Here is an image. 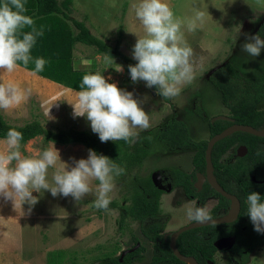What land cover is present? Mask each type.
<instances>
[{
  "label": "rangeland",
  "instance_id": "obj_1",
  "mask_svg": "<svg viewBox=\"0 0 264 264\" xmlns=\"http://www.w3.org/2000/svg\"><path fill=\"white\" fill-rule=\"evenodd\" d=\"M71 1V18L84 21L93 35L110 45L120 34V51L132 59V45L137 37L144 34L133 12V5L138 0ZM165 2L173 14L182 20L193 15V6L205 13L203 23L198 22L193 31L189 32L183 23L180 27L183 41L192 49L190 61L194 75L190 83L180 85L179 95L164 100L151 88H146L143 81L133 83L118 61L108 58L106 61V56L98 55L94 49L80 44V49L71 51V66H76L80 77L70 80L69 85L33 74L31 70L18 64L12 72L0 69V85L13 83L21 90L30 91V95L19 105L0 109L4 121L21 126L36 119L47 129L74 128L93 133L83 117H73L69 103L75 100L81 77L86 73L100 72L108 82L131 91L134 98L141 102L140 106L149 119V127L134 129L137 134L155 127L163 128L168 118L175 115L185 123L189 136L194 141L207 140L208 120L215 113L225 112L219 103V93L208 81L211 71L225 64L235 66L245 77L264 71L263 49L259 56L252 58L247 57L239 47L245 33L249 36L256 34L261 27L264 20V0ZM119 67L121 70L116 71ZM196 110L199 111L198 115ZM20 145L21 155L28 157H36L43 149H51L53 146L61 161L69 165L75 159L87 157V151L81 145L44 143L41 137ZM3 149V144H0V152ZM163 150L146 159L137 169V175L149 174L152 179H157L159 167L165 163L188 169L190 154L165 160ZM14 163L13 161L12 165ZM53 170L49 168L46 174L49 183ZM135 177L133 173L122 179L114 178L111 202L118 205L125 203L126 188L136 180ZM96 183L92 180L90 187L93 191L78 201L71 196L53 197L46 190L40 194L33 191L32 195L38 199L31 206L27 203L21 205L19 200L12 202L11 199L0 197V264H94V260L110 253V237L117 214L115 208L100 210L94 207ZM250 264H264V250L255 254Z\"/></svg>",
  "mask_w": 264,
  "mask_h": 264
},
{
  "label": "clouds",
  "instance_id": "obj_2",
  "mask_svg": "<svg viewBox=\"0 0 264 264\" xmlns=\"http://www.w3.org/2000/svg\"><path fill=\"white\" fill-rule=\"evenodd\" d=\"M26 0H7L0 3V69L12 72L21 62L27 65L30 49L36 38L43 35V26L35 27L32 17L25 15ZM135 19L143 28V36L137 37L132 45L131 57L135 64L128 65L129 79L135 83L143 81L146 88L154 87L161 98H171L180 94V85L190 83L194 68L190 61L192 49L182 39L180 32L183 23L191 32L203 23L205 13L193 6V15L183 20L173 14L165 0H138L133 5ZM28 27L30 30L23 32ZM247 57L255 58L264 49V38L257 34H244L239 45ZM107 61V57H105ZM46 61L42 57L33 60V74L42 72ZM73 70L76 66L73 65ZM119 67L116 71H120ZM110 79V77L108 78ZM75 100L69 103L73 117H83L101 142L135 139L136 128L149 127L148 116L134 98L131 91L118 88L114 82L100 73H86L79 82ZM30 95L29 90H21L18 85H0V109L19 105ZM54 103V102H53ZM52 105V104H51ZM49 113V109H48ZM21 132L8 128L3 140L4 149L0 152V197L19 200L29 206L37 202L40 194L48 191L51 196H71L73 200L82 199L93 188L95 180L94 207L108 209L110 193L114 188V178L123 174L124 168L107 156L88 149L87 157L73 160L69 165L61 161L58 151L43 149L38 156H22L20 152ZM15 162L12 165V162ZM12 165V166H10ZM49 168H53L51 183L46 178ZM246 214L257 233H264V199L251 191L246 196ZM187 219L195 222L211 220L206 206L186 207Z\"/></svg>",
  "mask_w": 264,
  "mask_h": 264
},
{
  "label": "flooded vegetation",
  "instance_id": "obj_3",
  "mask_svg": "<svg viewBox=\"0 0 264 264\" xmlns=\"http://www.w3.org/2000/svg\"><path fill=\"white\" fill-rule=\"evenodd\" d=\"M230 67L242 79L254 76L245 77L238 68L233 65ZM225 68L223 65L211 71L208 79L223 76L218 72ZM213 87L220 95L219 103L225 112L211 116L206 125L208 138L199 140L206 143L203 165L194 163L198 149H164L162 156L165 160L190 154L188 169L165 163L159 167L157 179H152L150 175V181L159 191L158 207L156 214L147 217L143 223L127 214L121 220V210L114 209L117 216L110 237L112 250L101 257L105 258L104 263L99 258L94 260V264H250L255 254L264 250V233L253 230L246 214V196L249 192L255 191L264 199V137L235 131L227 136L234 139L221 143L213 154L214 146L224 138L217 140L211 150L208 173L205 150L209 140L233 125H243L235 122L224 107L220 92ZM253 109L264 117V97ZM217 122H223L224 126L214 131V127H220ZM243 126L257 131L264 129V125L259 128L250 124ZM179 173L182 175L179 176ZM208 175L220 189L236 200L237 207L232 199L221 195L211 185ZM193 204L206 206L211 213V220L233 217L229 222L204 224L182 231L197 223L187 219L184 214L185 208Z\"/></svg>",
  "mask_w": 264,
  "mask_h": 264
},
{
  "label": "trees",
  "instance_id": "obj_4",
  "mask_svg": "<svg viewBox=\"0 0 264 264\" xmlns=\"http://www.w3.org/2000/svg\"><path fill=\"white\" fill-rule=\"evenodd\" d=\"M5 2L7 0H0V3ZM71 4V0H26L24 14L32 17L36 28L39 29L43 26L44 31L42 36L36 38L35 44L30 49L32 59L29 60L28 64L24 65L19 61L17 64L32 70L34 68L33 60L36 57H42L46 61L44 70L36 74L69 85L72 80L80 77L79 71L77 69L74 71L71 66V51L74 45L81 44L94 49L98 55H104L109 60L118 61L124 72L129 74L128 65L135 64L136 61L120 51V34H118L119 37L112 45L96 37L90 32L84 21L71 18ZM29 30L28 27L22 29L23 32ZM256 34L263 37L261 27ZM230 66V64H225L226 68L218 72L223 76L210 77L208 81L220 92L223 105L231 113L235 122L243 125L250 124L257 128L263 126L264 117L256 112L253 106L264 97V71L260 75L242 79L239 77V73L231 69ZM229 76L232 78H228ZM73 87L76 89V86ZM77 89H79L78 85ZM151 89L155 91L154 87H151ZM163 99L166 100V98ZM196 112L199 114L198 110ZM255 122H257L256 125ZM217 123L220 124V127H214V131H218L224 126L223 122ZM10 127L21 132L20 144L41 137L44 143L63 146L81 145L86 151L92 149L122 166L124 172L118 176L119 179L135 173L136 180L126 188L125 203L118 205L111 202L108 205V209L118 208L121 210V220L127 214L129 217L143 223L147 217H152L157 212L159 191L150 181L149 174L145 176L137 175V169L153 153L156 154L164 147L168 150L198 149L194 157V163L203 165L204 160L203 149L206 143L194 141L189 136L185 123L178 120L175 115L168 118L163 128L155 127L147 132L139 133L135 139L130 138L127 143L123 140L101 142L96 135L87 130L74 128L47 129L36 119L21 126L11 125L4 121L1 115L0 140H3L7 129ZM243 135L248 136L247 134ZM238 136L241 135L238 134ZM233 139L234 137L231 136L220 140L214 146L212 153L216 152L221 143H227ZM181 175L179 173V176ZM104 259L99 260L104 263Z\"/></svg>",
  "mask_w": 264,
  "mask_h": 264
},
{
  "label": "water",
  "instance_id": "obj_5",
  "mask_svg": "<svg viewBox=\"0 0 264 264\" xmlns=\"http://www.w3.org/2000/svg\"><path fill=\"white\" fill-rule=\"evenodd\" d=\"M262 32H263V38H264V20L262 22ZM219 119H226L224 117H219ZM235 131H242V132H247V133H250V134H253V135H256V136H259V137H264V129L261 130V131H257V130H254L253 128L249 127V126H243V125H233L227 129H225L223 132H221L220 134H217L216 136L212 137L209 142L207 143V146H206V150H205V162H206V171L209 173V170H210V167H211V160H210V157H211V150H212V147L214 145V143L217 141V140H220V139H223L225 137H227L229 134H231L232 132H235ZM208 180L209 182L211 183V185L223 196L229 198V199H232L234 202H235V205L237 207V202L236 200L227 195L222 189H220L215 181L213 180L212 177H210L208 175ZM233 216L231 217H225V218H220V219H214V220H209V221H204V222H197V223H194V224H191L187 227H185L182 231L186 230V229H190V228H193V227H197V226H201V225H204V224H220V223H225V222H229L231 221ZM175 252V250H174ZM179 256V255H177ZM182 259H185V258H182Z\"/></svg>",
  "mask_w": 264,
  "mask_h": 264
},
{
  "label": "crops",
  "instance_id": "obj_6",
  "mask_svg": "<svg viewBox=\"0 0 264 264\" xmlns=\"http://www.w3.org/2000/svg\"><path fill=\"white\" fill-rule=\"evenodd\" d=\"M81 45L80 44H76L74 45L73 49L79 48L80 49ZM73 58V56H71V59Z\"/></svg>",
  "mask_w": 264,
  "mask_h": 264
},
{
  "label": "bare ground",
  "instance_id": "obj_7",
  "mask_svg": "<svg viewBox=\"0 0 264 264\" xmlns=\"http://www.w3.org/2000/svg\"><path fill=\"white\" fill-rule=\"evenodd\" d=\"M260 73V72H259ZM28 142V141H27Z\"/></svg>",
  "mask_w": 264,
  "mask_h": 264
}]
</instances>
